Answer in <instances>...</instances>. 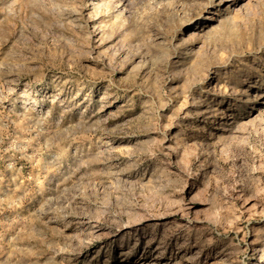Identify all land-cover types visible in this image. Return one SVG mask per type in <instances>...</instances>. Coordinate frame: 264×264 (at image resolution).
<instances>
[{
    "label": "rangeland",
    "instance_id": "1",
    "mask_svg": "<svg viewBox=\"0 0 264 264\" xmlns=\"http://www.w3.org/2000/svg\"><path fill=\"white\" fill-rule=\"evenodd\" d=\"M0 264H264V0H0Z\"/></svg>",
    "mask_w": 264,
    "mask_h": 264
}]
</instances>
